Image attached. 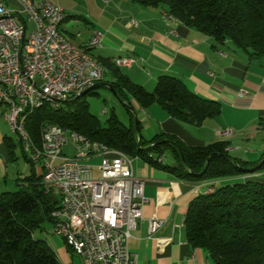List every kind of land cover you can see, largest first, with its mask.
<instances>
[{"label": "trees", "instance_id": "obj_1", "mask_svg": "<svg viewBox=\"0 0 264 264\" xmlns=\"http://www.w3.org/2000/svg\"><path fill=\"white\" fill-rule=\"evenodd\" d=\"M131 1L162 6L185 29H195L218 43L230 40L250 58L264 59V0ZM92 49L85 47L89 54ZM95 60L104 68L102 80L110 77L104 83L124 104L130 118V99L141 108L157 104L170 117L195 126L220 114L217 101L196 95L176 77L159 75L153 90L146 91L110 59ZM96 88L86 94H97ZM136 122L135 130L132 122L123 125L113 110L101 122L80 96L59 108L45 104L35 109L27 116L25 127L32 139L39 141L40 126L55 124L155 166L162 165L156 159L169 151L177 164L163 168L178 178L207 180L211 187L210 192L195 196L184 214V233L190 246L203 250L210 264H264V152L250 162L229 153L225 141L188 146L165 133L147 140L136 133L140 128ZM5 143L12 155L15 144L9 138ZM256 172L263 173L244 176ZM20 183L17 190L0 192V264H59L48 243L34 233L45 222L53 224L58 192L43 182L33 166Z\"/></svg>", "mask_w": 264, "mask_h": 264}, {"label": "crops", "instance_id": "obj_2", "mask_svg": "<svg viewBox=\"0 0 264 264\" xmlns=\"http://www.w3.org/2000/svg\"><path fill=\"white\" fill-rule=\"evenodd\" d=\"M52 1L64 11L59 29L71 43L84 45L93 31H98L101 46L90 50V54L113 62L118 57H133L131 66L119 69L146 91L153 90L159 75H169L183 81L196 95L220 104L218 116L195 126L170 117L157 104L141 108L130 99L131 114L139 121L140 128L151 133L147 138L142 136L144 139H150L153 130L154 135L172 134L188 146L225 141L233 156L250 162L260 159L264 152V59L250 58L230 40L218 43L195 29H185L177 21L166 20L162 6H142L131 0ZM0 3L12 14L19 12L16 0H0ZM106 79L110 77L103 78L97 88L109 89L104 83ZM227 127L233 128L231 134L218 132ZM5 138L14 143L0 111V192L11 187L8 171L17 158L14 146L13 154H9ZM20 153L27 161L21 147ZM162 156L163 163L159 166L132 159L133 173L143 180V195L148 202L142 208L143 218L131 231L127 248L135 256V264H210L203 250L187 242L183 227L188 203L198 194L210 192L209 182L178 178L163 168L175 166L174 157L171 155L167 161L165 153ZM20 178L16 177V185ZM153 215L164 220L154 236L168 239L165 245L157 246L149 237L147 218ZM48 245L59 264H81L66 244Z\"/></svg>", "mask_w": 264, "mask_h": 264}, {"label": "built area", "instance_id": "obj_3", "mask_svg": "<svg viewBox=\"0 0 264 264\" xmlns=\"http://www.w3.org/2000/svg\"><path fill=\"white\" fill-rule=\"evenodd\" d=\"M16 1V14L0 3V77L16 83L23 107L9 106L0 85V107H4L1 114L9 129L20 137L27 160L42 174L43 182L58 192V205L52 212L53 232L62 237L81 264H135L127 242L143 218L142 208L148 199L143 195V180L133 173L132 157L55 124L40 126L39 141L32 139L26 127H18L23 109L28 104L36 106L35 95L63 104L73 99L77 88L100 82L102 74L77 50H68L59 43L55 26L61 24L65 14L57 3ZM37 14L50 18V29H43ZM100 41L101 34L93 31L87 46L99 48ZM116 62L127 67L134 63L128 59ZM218 132L232 133L233 128ZM68 142L75 147L72 156L63 151ZM95 157L99 158L97 165L90 163ZM163 222L155 215L147 218L149 237L157 246L169 241L154 236Z\"/></svg>", "mask_w": 264, "mask_h": 264}, {"label": "rangeland", "instance_id": "obj_4", "mask_svg": "<svg viewBox=\"0 0 264 264\" xmlns=\"http://www.w3.org/2000/svg\"><path fill=\"white\" fill-rule=\"evenodd\" d=\"M28 27L31 28V24L28 23ZM97 94H85L81 96L82 100H85L88 103V110L95 115L101 122H104L105 119L107 118L108 114L110 113L111 110H113L118 117V120L125 126H129L130 122L133 123V128L134 130L136 129L135 122H134V115L132 114V118H130V115L128 111L126 110L124 104L115 96V94L108 88L106 87H100L95 90ZM4 109L3 106L0 107V111ZM154 132L152 130V136H154ZM144 138H147L150 134L149 132H146L145 129L142 127L139 128V132ZM12 134V133H11ZM171 136H173L171 134ZM13 137V142L15 144V153L17 155V158L15 162L12 163V167L9 169L8 174V185H11L10 188H6L7 191H14L17 190L21 185L19 182L17 185V180L16 177H23L31 172V163L29 161H25L20 153V145L16 142V136L12 134ZM177 138L176 136H174ZM63 151L66 155L72 156L75 154V147L71 142H68L63 146ZM141 159L140 157H132V159ZM165 158L167 161L171 160V153L169 151H165ZM145 162V161H144ZM93 165L98 164V160H93L90 162ZM34 167V166H33ZM251 169V168H250ZM20 173V174H18ZM94 176H97L96 170H94ZM263 173V172H261ZM36 237H41L44 239L47 243L49 244H60L64 245V241L60 235H57L53 232L52 229V224L49 222H45L42 224V229L36 230L35 232ZM72 252V251H71ZM74 256L76 255L75 253L72 252ZM77 256V255H76Z\"/></svg>", "mask_w": 264, "mask_h": 264}, {"label": "bare ground", "instance_id": "obj_5", "mask_svg": "<svg viewBox=\"0 0 264 264\" xmlns=\"http://www.w3.org/2000/svg\"><path fill=\"white\" fill-rule=\"evenodd\" d=\"M106 1V0H105ZM164 18L170 22L176 21L169 13L163 12ZM37 22L42 25L43 29H50V18H47L45 14H37ZM60 25L55 26V35L57 36V39L59 43H64L65 48L68 50H77V53L81 55L83 59H86L91 65H93L94 68H96L97 72L102 74L103 77V66L98 63L95 58H93L86 50L85 47L87 46V43L84 44L85 47L81 45H76L71 43L60 31L59 29ZM133 60V57H118L114 60V64L118 67L122 66L119 65L116 61H123V60ZM0 85L4 89V93L7 96V102L9 103V106L15 107V108H22L23 107V100L20 99V96L17 93L16 83L13 82V80L8 79L7 77H0ZM92 86H82L80 88L76 89V95L73 96V98H76V96L80 95L83 91L90 88ZM35 104H28L26 109H23V116L19 117L18 120V127H25V120L29 114H31L35 109L47 104L52 108H59L62 104H55L52 98L45 97L43 95H35ZM4 120L7 123V119L3 117ZM8 126V123H7ZM9 128V127H8ZM12 134L16 136V140L20 143V146L22 148V142L20 140V137L17 136L14 130L9 129ZM222 135H229L231 133L229 132H220ZM158 162L162 161V157H159L156 159Z\"/></svg>", "mask_w": 264, "mask_h": 264}, {"label": "water", "instance_id": "obj_6", "mask_svg": "<svg viewBox=\"0 0 264 264\" xmlns=\"http://www.w3.org/2000/svg\"><path fill=\"white\" fill-rule=\"evenodd\" d=\"M98 86V83L94 84L92 87L86 89L85 91H83L80 95L76 96V98L85 95L88 91L93 90L94 88H96ZM135 122V126H136V118L134 119Z\"/></svg>", "mask_w": 264, "mask_h": 264}]
</instances>
